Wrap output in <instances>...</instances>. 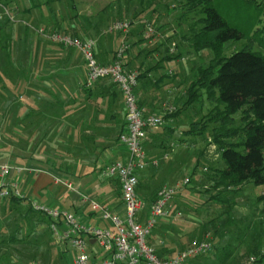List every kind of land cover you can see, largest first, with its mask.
Listing matches in <instances>:
<instances>
[{"label":"crops","instance_id":"crops-1","mask_svg":"<svg viewBox=\"0 0 264 264\" xmlns=\"http://www.w3.org/2000/svg\"><path fill=\"white\" fill-rule=\"evenodd\" d=\"M103 12L76 11L72 14L75 16L71 17L70 26L81 38L93 37L94 56L100 63H108L112 60L115 49L124 41V36L118 32L102 34L110 18L116 16V11H110L107 17H104ZM20 15L18 20L24 24L30 27L44 26L50 31H54L63 23L61 20L68 16L61 11H44L39 8L22 11ZM148 15L150 20L143 18L140 22L153 23L159 32L156 29L157 35H154L155 32L150 34L144 27V31L135 30L131 38L133 41L149 36L148 40L133 47L129 60L135 66L142 62L149 65L157 62L163 56L160 52L163 46L159 45L174 35L173 30L169 28L165 32L160 31L163 22L155 23L159 17L156 11H151ZM136 25L137 22L131 29ZM19 29L24 31L20 25ZM20 33L15 37L13 44L12 62L18 65L24 74H21L15 85L6 83L11 91L5 93L3 109L6 113L5 126L12 129L10 133H6L11 142H8L5 148L8 150L10 164L19 170H13L5 180L16 181L20 192L28 201L33 198L59 210L70 211L85 225L111 227L110 221L102 219L99 213L93 211L88 201H96L112 213L124 215L117 179L104 175L101 169L97 168L108 164L109 161L124 160L127 157L124 146L120 141H115L120 123H123L125 118L123 97L120 96L114 102L113 92L119 93V89L110 86L107 81L97 84L87 97L82 86L86 67L79 52L41 38L34 30ZM18 37H21L20 41H17ZM16 49L22 50L23 55L19 57L21 53H16ZM147 51L150 52L144 55ZM179 64L180 59L166 62L159 70L151 71L149 77L152 82H139L136 89L139 90V97L143 98L145 111L153 109L151 113H159L162 103L176 96V86H173L177 80H181L182 74L174 77V81L172 76L174 68L179 67ZM182 117L183 113L171 117L163 125L166 126L164 130L161 126L145 131L143 140L149 145L146 154L149 163L141 176L145 185L153 181L172 180L177 167L183 165L181 154L185 152L183 148L187 141L181 135L182 132L177 130L183 123ZM170 133L174 138H179L178 141L186 142L173 150L178 142L172 139L168 142L170 148L160 152L157 145L163 142L166 144L171 137ZM49 161L61 165L63 170L57 171L54 166L51 167ZM151 161H155V164ZM166 183L168 182L163 184ZM189 195L192 196V192ZM189 203L191 202L185 200L182 194L176 196L166 207L165 215L157 220L151 235L152 246L167 255L166 257L173 255L175 251L177 253L183 239L188 238L189 234L195 235L203 229L206 211L203 212L202 206H197L196 217L187 215L188 213L182 215L184 208L188 209ZM148 206L149 202L145 201L142 219ZM64 244L66 243H58L59 246ZM66 245L68 248L69 245ZM87 249L96 257L100 255V248L93 239H89ZM215 250L212 248L210 253L203 257L190 258L186 264H217L214 254L219 251ZM71 252L72 258L67 264H74V253Z\"/></svg>","mask_w":264,"mask_h":264},{"label":"trees","instance_id":"trees-1","mask_svg":"<svg viewBox=\"0 0 264 264\" xmlns=\"http://www.w3.org/2000/svg\"><path fill=\"white\" fill-rule=\"evenodd\" d=\"M8 1L9 0L3 1L4 7L7 5ZM63 1L64 0L34 1V3L32 2L30 6L24 7L23 11H31L33 8H39L41 10L43 9V6H45L48 11H51L53 10L55 3L58 4ZM70 1L71 5H74V2L72 0ZM122 1L125 2L124 9L127 11H116V17H129L131 20V26L132 22H137V25L132 29L130 28L128 32L124 34L120 32V34L124 36L123 40L128 42L130 46L126 50L123 58L124 67L127 69H136L139 72L137 79L138 84L140 81H142L143 84H148L152 82V79L149 77L151 71L159 70L166 62L170 63L171 60L180 57L178 44L175 52H171L169 50L168 44L171 41L170 39L173 38L172 36L169 40L166 39L159 45L163 46V49H160L163 56L153 65H149L148 63L145 64L143 62L138 66L133 65V63L129 60L133 53V47L139 45L145 40H148L149 37L146 36L133 41L131 40L133 33L135 30L139 32L142 30L144 31L143 27H145V23H141L140 20L143 18L150 20L148 13L151 14L150 9H153L152 6L154 4L162 3L164 0H136V4L132 7H130V3L133 2L132 0ZM177 3L180 9L182 8L186 11L193 12L197 11L199 14L197 22L200 25L198 27L192 25L189 29V33L187 34V36L189 35L191 41V47L195 50V52L209 50L212 54L205 64L197 66L191 72V77L186 79L185 89L182 90L181 88L176 96L170 99L168 98L169 101L172 99L170 102L175 106V110L171 113L164 114V118L167 121L171 117L185 113V111L190 110V107L192 106L197 105L200 110L204 104L210 106L207 113H203L199 119L191 121L189 129L185 130L183 133L185 139L186 137H193V142L197 140V138H202L206 141V139L210 136V140L218 149L219 159L221 161L220 166H210L207 174L209 184L204 192L208 194V207L210 206L212 208L207 210L204 209L207 214V217L204 218V224L202 225L204 228L207 225H210V223H214L213 221L218 219L219 216L229 213L232 209L231 205L234 204V199L231 196L239 186L244 183L264 186V53L260 52V50H251L248 48L249 46H247L246 48L232 52L229 56H225L222 51L224 44L229 41L239 40L244 37V34L239 29L228 25L223 16H221L218 12L219 10L215 0H179ZM228 3L236 7L244 8V11H252V33L248 37L251 42L257 41L260 46L264 47V0H228ZM164 6L166 9H169L168 2H164ZM74 16L75 15H72L71 17ZM9 20L10 18L5 15L2 19V23L0 24V53L2 54L0 66L2 69L1 72H3L4 75L3 76L1 74L2 79H0V83H2V86L5 87V91H11L6 84L7 82L15 85L19 81L21 74H24V71L22 72L18 65L12 62L13 44L15 43V37H13V35L15 31L13 26L9 32L4 29L7 24L12 23ZM59 27L60 26L56 28ZM68 31H71L72 35L77 34L72 29ZM39 37L42 38L43 36L39 35ZM149 52L150 51H147L144 55ZM180 75L181 74H179V72L177 74V71H174L172 80L174 81V77H179ZM111 80L112 79L110 77L99 78L94 81L91 86H86L84 80L82 85L85 92L84 95L89 97L91 95V91L97 84L99 85L106 81L110 86H116L118 88L117 84ZM176 83L182 85L179 81ZM134 93L138 95V104L141 108H143L144 101L141 96L139 97V90L135 88ZM113 94L114 102L122 96L120 90L119 93L114 91ZM3 96H6L5 93ZM244 106L246 107L243 111L245 115H242L240 118L242 125L236 127L233 125L235 119L233 115H235V113ZM124 111L125 115V106ZM152 111L153 109H150L145 112L151 113ZM3 117H5V115H3ZM209 122H217L218 125L211 129L209 135H206L205 132L209 129ZM2 125L4 126V124H1L0 122V129L3 127ZM162 127V130L166 128V126ZM4 128L6 133H10L12 131V129L7 128L6 126ZM125 130L126 121L124 119V122L120 123L115 141H120V135ZM147 130H150V128L145 129L146 132ZM241 133L244 134L243 140L241 139L240 142L232 141L231 138L236 135L239 136ZM172 139L176 141L179 138H174L171 134V137L167 140L166 144L163 142L157 145L159 151L168 150L170 148L168 142ZM121 145H123L122 142ZM142 145L147 154L149 145L145 142V140H142ZM240 146L244 147L243 152L238 150ZM201 156L202 152L199 157L195 158V164L194 167H192L193 169L191 170V174L201 168ZM49 164L51 167L54 166V169L59 172L63 170L61 165H57L55 162L50 163L49 161ZM105 164L97 168L102 170ZM94 168H96V165H94ZM144 171L145 170L142 169L137 173L138 182H136V191L137 194L143 198L144 201H146V203L149 202L150 206V203L155 199L156 193L161 186L156 190L151 198H146L143 194V187L145 184L143 178L141 177ZM185 188L182 192L176 194L174 198L183 194ZM191 191L193 190L191 189ZM257 199L264 200V190H262ZM5 202H8L10 205L9 208L12 210H16L18 206L24 205L28 214L39 216L43 221H45L46 225L49 224V220L45 215L34 211L30 207L29 201L26 197L20 199L19 197L12 195L8 197V200L5 199ZM197 209L198 208H195L194 210ZM154 228L148 237V243L151 245V235ZM7 240L15 241L16 239L14 235H12ZM0 243H4V240H0ZM213 245L214 247H217L215 243ZM155 250L159 257L165 258L167 256L163 255L157 249ZM207 254H202L200 257L206 256ZM222 256L225 257H223L221 261L227 257L225 253H222ZM216 258L218 259L219 257ZM253 264H264V256L260 255V257L255 259Z\"/></svg>","mask_w":264,"mask_h":264},{"label":"rangeland","instance_id":"rangeland-1","mask_svg":"<svg viewBox=\"0 0 264 264\" xmlns=\"http://www.w3.org/2000/svg\"><path fill=\"white\" fill-rule=\"evenodd\" d=\"M3 1L5 0H0V15L5 17L4 11L10 12L11 18L9 21H11L12 23L7 24L4 29L9 32V30H11L13 26L15 31L13 37H16L21 32L19 31L20 25L24 30L23 32L34 30L36 34L40 36L42 35L43 38L45 37V35L41 33L49 34L51 32H57L81 40L88 39V37L90 38V36H84L86 38H81L80 34L72 35L71 31H68L71 29L75 31V29L70 26V15H72L76 11H104V17H107V14L110 11H127L124 9L125 2L122 0H72L74 2V5H71L70 0H64L63 2L58 4L55 3L54 8L51 11H61L64 15L68 16L64 20H61L63 22L60 25L61 28L59 27L54 31H49V29L44 26H41L42 28L37 27V25H33L32 27H30L18 20L21 16L20 12L23 11L24 7L30 6L32 2L34 3V1L37 2L43 0H9L5 7L3 6ZM132 1V3L129 2L130 7L136 4V0ZM178 1L179 0H164L160 4H154L152 6L154 10L150 9V11H156V14H159V17L156 19L155 23L161 24L163 22V27L160 31L164 30L163 32H165L166 30H168V28L173 30L174 35L173 38L170 39L171 41L169 43L171 46L169 47L173 49L172 51L175 52L177 50L178 44V52L180 53V57H178L177 59H180V64L179 67L174 68V71L176 70L177 72H179V74H182L181 80H177V82H181L182 85L176 83V86V84H174L173 87L176 86V95L181 88L182 90L185 89L186 79L191 77V72L197 66L205 64L208 61L209 57L212 55L209 50L195 52V50L191 47V41L189 35L187 36V34L189 33V29L192 27V25L196 27L200 25L197 22L199 14L197 11L193 12L186 11L182 8L180 9V7H178ZM164 2H168L169 9L165 8ZM215 3L219 10L218 12L221 14V16H223L228 25L239 29L244 34V37L239 40L229 41L225 43L222 50L223 54L225 56H229L232 52L246 48L247 46H249L248 48H250L251 50H260V52L264 53V47L260 46L257 41L251 42L250 38L248 37L252 33V11H244V8L230 5L228 3V0H215ZM43 9L44 11H48L45 6H43ZM3 17L0 18V24L2 23ZM125 19L130 21L131 23L129 17H111L108 25L104 27L102 34L106 35L110 32L115 33V31H108V27L114 21ZM82 21H85V19H82ZM135 22H132V25ZM151 24L155 26L153 23ZM156 29L157 28H155L154 35H157ZM157 32H159L158 29ZM20 39L21 37H18L17 41H20ZM92 39L95 40L93 37L91 38V40ZM48 40L51 41L50 39ZM63 46L73 49L72 47H68L65 45ZM76 51L79 52L78 50ZM21 52L22 50L16 49V53L20 54ZM22 55L23 54L21 53L19 57ZM1 58L2 54L0 53V62ZM104 64L106 65V63ZM1 70L2 69L0 66V79H2L1 76L3 75V72H1ZM4 88L5 87L2 86V83H0V122L1 124H4V126L2 125L3 127L0 129V163L10 164L11 161L8 159V150H6L5 148L7 146V143L11 142V140L6 135L4 128L5 117H3V115L6 114L3 110L4 103L6 101V96H3L4 93H6ZM209 107V105L204 104L202 105L200 110L198 106L195 105L190 107V110L185 111V113H183L184 117H182L183 123L180 125V128L177 129L180 131V133L182 132L181 135H183L185 130L189 129L191 121L199 119L203 113H207ZM245 108V106L242 107V109L238 110L235 115H233V117L235 118L233 124L234 126L237 127L242 125V121L240 120V118L242 115H245L243 112ZM217 125V122H209V129H207V132H205L206 135H209L211 129ZM243 138L244 134L241 133L239 136L236 135L231 139L232 141L240 142L241 139L243 140ZM192 139L194 138L186 137L185 139L187 141V146L185 145V147L183 148L185 152L181 154V157H183L185 164H180V167H177L175 173L172 175V180H168L165 182L174 183V181L178 182L185 177L191 179L188 180L189 183L187 184L182 197L192 204L189 203L188 209H186V207L184 208L182 215H184L183 213H188L187 215L196 217L197 215L195 213L196 211L194 210V207L197 208V206H202L203 212L207 209L212 208L210 206L208 207V194L204 192L209 184L207 174L209 172L210 166H220L221 161L219 159L218 149L216 145L210 140V136L208 137V139H206V141L202 138H197V140L193 142ZM174 142H178V145H175L173 147V150L179 148L182 143H185L184 141L180 142V140H176ZM238 150L243 152L244 147L240 146ZM201 152V168H199L195 173L191 174V170L193 169L192 167H194L195 164V158L199 157ZM165 182L153 181L151 184L144 185L145 188L142 185L144 190L143 194L146 196V198H151L156 190L160 187V185ZM191 189L193 191H191ZM262 190H264V186L255 185L252 183H244L239 186L231 196L234 199V204L231 205L232 209L229 211V213L223 216H219L218 219L213 221L214 223H210V225L204 227L201 231L202 234L201 232L196 233L195 235L189 234L188 238L183 239V243L181 247H179V251L190 246L194 239H198L210 241L212 247L216 249L215 251H219V253L214 254L216 257H219L218 259L216 258L217 264H246L251 256L255 257L256 259L260 257V255L264 256V200L257 199ZM191 192L192 196L189 195V193ZM185 194H188V196H185ZM5 199L8 200V198H0V240H4V243H0V264H67V262L69 263L71 261L72 250L69 247L68 249L66 244L59 246L58 243L55 242L52 233L49 231V228H47L45 221H43L41 217L28 214L24 205L19 206L16 210H12L11 208H9L10 205L8 204V202H5ZM206 217L207 214L204 218ZM179 218H182V216H179ZM12 235H14L16 240H7ZM214 243L217 245V247H214ZM67 249L69 250V252L67 251ZM222 253H225L227 255V257L224 258L223 261H221V259L225 256H222Z\"/></svg>","mask_w":264,"mask_h":264},{"label":"built area","instance_id":"built-area-1","mask_svg":"<svg viewBox=\"0 0 264 264\" xmlns=\"http://www.w3.org/2000/svg\"><path fill=\"white\" fill-rule=\"evenodd\" d=\"M9 18L10 12L4 11ZM2 15H0V18ZM145 29L153 34L155 28L150 22L145 21ZM131 28L128 20L114 21L108 31L126 33ZM53 42L63 44L78 50L85 62L86 77L85 85L91 86L94 81L103 77H110L121 91L126 110V130L120 135V141L125 146L127 157L124 160H115L106 164L101 172L106 176L118 180L121 189V200L124 206V215L112 213L105 206L96 201L89 200L93 211L99 213L102 219L110 221L111 227L89 226L81 223L70 211L58 209L44 202L29 200L30 207L45 215L48 220L49 230L58 243H66L74 253V264H186L190 258L208 253L212 244L207 240L194 239L190 246L178 251L173 256L161 258L155 248L148 243L157 220L164 216L166 207L174 196L183 191L189 183V178L163 184L157 191L155 199L148 206L145 217L141 214L145 209V201L136 191L138 171L145 169L149 161L142 145L145 129H155L165 124V113H171L175 106L169 100L162 103L159 113H146L138 104L135 88L138 84L139 72L136 69H125L124 55L129 48V43H122L115 50L112 61L102 64L94 56L95 40L78 39L65 34L51 32L44 34ZM173 49L170 48V51ZM155 164V161H151ZM13 170L9 163L0 164V198L16 196L20 199L18 183L14 180H5ZM89 239H93L100 248L98 257L92 255L88 248ZM255 257L251 256L246 264H253Z\"/></svg>","mask_w":264,"mask_h":264}]
</instances>
